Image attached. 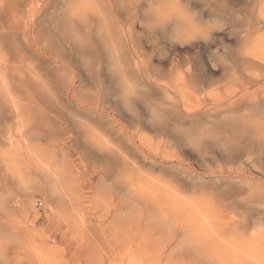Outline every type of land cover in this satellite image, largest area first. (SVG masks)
Wrapping results in <instances>:
<instances>
[{
	"label": "rangeland",
	"instance_id": "obj_1",
	"mask_svg": "<svg viewBox=\"0 0 264 264\" xmlns=\"http://www.w3.org/2000/svg\"><path fill=\"white\" fill-rule=\"evenodd\" d=\"M263 12L0 0V264H264Z\"/></svg>",
	"mask_w": 264,
	"mask_h": 264
},
{
	"label": "bare ground",
	"instance_id": "obj_2",
	"mask_svg": "<svg viewBox=\"0 0 264 264\" xmlns=\"http://www.w3.org/2000/svg\"><path fill=\"white\" fill-rule=\"evenodd\" d=\"M175 5V4H174ZM87 7V6H86ZM161 7V6H160ZM89 8V7H88ZM148 8V7H147ZM168 8V7H167ZM182 8H184V7H182ZM256 8H258V7H256ZM139 11V10H138ZM172 13V12H171ZM175 13V12H174ZM264 13V12H263ZM159 14V13H158ZM164 14V13H163ZM162 14V15H163ZM173 14V13H172ZM186 14V13H185ZM259 14V13H258ZM187 15V14H186ZM170 16V15H169ZM142 17V16H141ZM172 17V16H171ZM264 17V16H263ZM174 18V17H173ZM188 18V17H187ZM176 20V19H175ZM192 20H194V19H192ZM149 21V20H148ZM197 22V21H196ZM212 22H213V20H212ZM151 23V22H150ZM185 23V22H184ZM208 23V22H207ZM212 24V23H211ZM183 25V24H182ZM189 25V24H188ZM195 25V24H194ZM197 25V24H196ZM215 25H217V24H215ZM199 26V25H198ZM153 27V26H152ZM248 27V26H247ZM255 28V27H254ZM173 29H174V27H173ZM172 29V30H173ZM207 31V30H206ZM247 32V31H246ZM176 33V32H175ZM174 33V34H175ZM194 33V32H193ZM200 33V32H199ZM248 34V33H247ZM193 35H195V34H193ZM177 36V35H176ZM171 37V36H170ZM178 37V36H177ZM190 40H192V39H190ZM206 40V39H205ZM262 40V39H261ZM111 42V41H110ZM171 42V41H170ZM245 43V42H244ZM186 44V43H185ZM178 45V44H177ZM255 45V44H254ZM240 46H242V45H240ZM252 47V46H251ZM243 49V48H242ZM238 50H240V49H238ZM249 52V51H248ZM239 53V52H238ZM237 54V53H236ZM241 55V54H240ZM248 59V58H247ZM250 59V58H249ZM259 61V60H258ZM262 61V60H261ZM260 61V62H261ZM93 62V61H92ZM184 63V62H183ZM184 65V64H183ZM187 65V64H186ZM185 65V66H186ZM112 67V66H111ZM145 67H146V64H145ZM176 66H174V68H175ZM143 68H144V66H143ZM176 69V68H175ZM199 69V68H198ZM147 70V69H146ZM174 72V71H173ZM248 72V71H247ZM251 72V71H250ZM258 73V72H257ZM86 74V73H85ZM252 74H253V72H252ZM178 76V75H177ZM196 76H198V75H196ZM197 78V77H196ZM0 79H2V77L0 78ZM162 79V78H161ZM163 80V79H162ZM2 82V81H1ZM4 82V81H3ZM122 84V83H121ZM119 85V84H118ZM130 85V84H129ZM128 85V86H129ZM131 86V85H130ZM177 86V85H176ZM220 86V85H219ZM222 86V85H221ZM95 87V86H94ZM215 87V86H214ZM6 88V87H5ZM122 88V87H121ZM124 88V87H123ZM129 88V87H128ZM133 88V87H132ZM247 91V90H246ZM83 92V91H82ZM127 92V91H126ZM225 92V91H224ZM33 93V92H32ZM212 93V92H211ZM121 94V93H120ZM130 94V93H129ZM209 95V94H208ZM9 96V95H8ZM207 96V95H206ZM122 98V97H121ZM249 100V99H248ZM254 100V99H253ZM248 102V101H247ZM126 103V102H125ZM124 104V103H123ZM161 106V105H160ZM260 108V107H259ZM186 109V108H185ZM214 109V108H213ZM212 109V110H213ZM127 111V110H126ZM148 112H150V111H148ZM62 113V112H61ZM264 113V112H263ZM16 114V113H15ZM150 114V113H149ZM152 114V113H151ZM257 114V113H256ZM90 117V116H89ZM210 119V118H209ZM217 120V119H216ZM149 122V121H148ZM131 123V122H130ZM150 123H151V121H150ZM6 125V124H5ZM207 125V124H206ZM7 126V125H6ZM209 126V125H208ZM18 128H20V127H18ZM200 130V129H199ZM94 131V130H93ZM180 131V130H179ZM201 131V130H200ZM4 132V131H3ZM20 132V131H19ZM141 132H143V131H141ZM202 132V131H201ZM13 134V133H12ZM17 134V133H16ZM199 134V133H198ZM117 135V134H116ZM207 135V134H206ZM17 137V136H16ZM195 137V136H194ZM207 137H209V136H207ZM106 138V137H105ZM114 138H116L115 136H114ZM159 138V137H158ZM7 140V139H6ZM18 140V139H17ZM105 140V139H104ZM28 141V140H27ZM93 142V141H92ZM16 143V142H15ZM27 144V143H26ZM108 144V143H107ZM8 145V144H7ZM25 145V144H24ZM222 145V144H221ZM29 146V145H28ZM104 146V145H103ZM13 147H14V144H13ZM96 148V147H95ZM104 148V147H103ZM5 149V148H4ZM7 149H8V147H7ZM7 149H5L6 151H7ZM98 149V148H97ZM102 149V148H101ZM254 151V150H253ZM99 152V151H98ZM2 154V153H1ZM141 155V154H140ZM5 156V155H4ZM4 156H2V159H3V157ZM119 156V155H118ZM133 156V155H132ZM20 157H22V156H20ZM36 158V157H35ZM28 159V158H27ZM245 160V159H244ZM148 161H150V160H148ZM0 162H1V160H0ZM123 163V162H122ZM16 165H17V163H15ZM37 164V163H36ZM42 166V165H41ZM122 166V165H121ZM135 166V165H134ZM149 166V165H148ZM123 167V166H122ZM143 167V166H142ZM158 168V167H157ZM178 168V167H177ZM43 169H45L46 171H47V169L46 168H43ZM5 170V169H4ZM41 170V169H40ZM147 170V169H146ZM7 171H8V169H7ZM15 171V170H14ZM18 171V170H17ZM118 171H120V170H118ZM174 171V170H173ZM9 172V171H8ZM18 172H20V171H18ZM13 173H15V172H13ZM42 173H44V172H41V174ZM47 173V172H46ZM46 173H44V174H46ZM19 174V173H18ZM17 174V175H18ZM153 174V173H152ZM9 175H10V173H9ZM16 175V176H17ZM118 175V174H117ZM20 176V175H19ZM53 176V175H52ZM57 176V175H56ZM142 176V175H141ZM158 176V175H157ZM54 177V176H53ZM125 177V176H124ZM192 177V176H191ZM198 177V176H197ZM7 178H8V176H7ZM14 178V177H13ZM16 178V177H15ZM15 178H14V180H15ZM51 178V177H50ZM9 179V178H8ZM7 179V181H9ZM10 179H11V176H10ZM21 179V178H20ZM124 179V178H123ZM123 179H121V180H123ZM19 180V179H18ZM157 180V179H156ZM190 180V179H189ZM6 181V182H7ZM52 181H53V179H52ZM54 181H55V179H54ZM111 181V180H110ZM231 181V180H230ZM15 182V181H14ZM13 182V183H14ZM21 182V181H20ZM147 182H148V180H147ZM8 183V182H7ZM146 183V182H145ZM154 183V182H153ZM12 184V183H11ZM170 184V183H169ZM246 184V183H245ZM19 185V184H18ZM148 185V184H147ZM171 186V185H170ZM6 187H8V186H6ZM10 187V186H9ZM101 187V186H100ZM56 188V187H55ZM50 189V188H49ZM166 189H169V188H166ZM251 189V188H250ZM253 189V188H252ZM260 189V188H259ZM57 190V189H56ZM7 192V191H6ZM14 192V191H13ZM56 192V191H55ZM255 192V191H254ZM52 193L54 194V195H56V193H54L53 191H52ZM6 194V193H5ZM8 194V193H7ZM108 194V193H107ZM130 194V193H129ZM178 195V194H177ZM13 196V195H12ZM258 196V195H257ZM53 197V196H52ZM110 197V196H109ZM178 198V197H177ZM176 198V199H177ZM168 199V198H167ZM175 199V200H176ZM50 200H51V198H50ZM100 200V199H99ZM108 200H109V198H108ZM108 200H106V201H108ZM110 200H111V198H110ZM109 200V201H110ZM136 200V199H135ZM137 201V200H136ZM164 201V200H163ZM254 201V200H253ZM178 202V201H177ZM134 203V202H133ZM4 204V203H3ZM176 204V203H175ZM247 204V203H246ZM252 205V204H251ZM258 205H260V204H258ZM95 206H96V204H95ZM186 206V205H185ZM233 206V205H232ZM260 206H262V205H260ZM107 207V206H106ZM173 207V206H172ZM208 207V206H207ZM205 209V208H204ZM108 210V209H107ZM206 210V209H205ZM3 211V210H2ZM128 211V210H127ZM254 212V211H253ZM256 212V211H255ZM135 213H136V211H135ZM256 214H258V213H256ZM105 215H106V213H105ZM130 215V214H129ZM233 216V215H232ZM163 217V216H162ZM69 218V217H68ZM161 218V217H160ZM165 218V217H164ZM172 218V217H171ZM69 219H72V218H69ZM74 219V218H73ZM248 219V218H247ZM169 220V219H168ZM172 220V219H171ZM212 220V219H211ZM257 220V219H256ZM173 221V220H172ZM76 223H77V221H76ZM167 223H168V221H167ZM205 223V222H204ZM78 224V223H77ZM145 224V223H144ZM168 225V224H167ZM172 225V224H171ZM170 225V226H171ZM209 225V224H208ZM204 226V225H203ZM206 226V225H205ZM174 227V226H173ZM210 227V226H209ZM80 229V228H79ZM218 229V228H217ZM263 229V228H262ZM201 230V229H200ZM213 230V229H212ZM261 230V229H260ZM259 231V230H258ZM187 232V231H186ZM214 232V231H213ZM216 232V231H215ZM262 232V231H261ZM217 234V233H216ZM260 234H262V233H260ZM235 235V234H234ZM241 235V234H240ZM254 235V234H253ZM199 236H201V235H199ZM222 236V235H221ZM229 237V236H228ZM259 237V236H258ZM198 238V237H197ZM205 238V237H204ZM81 239V238H80ZM202 239V238H201ZM215 239V238H214ZM255 239H257V238H255ZM199 240V239H198ZM219 241H220V243H221V240L220 239H218ZM228 240V239H227ZM214 241V240H213ZM199 241H197V243H198ZM200 242H201V240H200ZM204 242H206V240L204 241ZM208 242V241H207ZM211 242H212V240H211ZM246 242V241H245ZM203 243V242H202ZM213 243V242H212ZM242 243V242H241ZM255 245V244H254ZM206 246V245H205ZM213 246H214V244H213ZM247 246V245H246ZM260 246V245H259ZM248 247V246H247ZM257 249V248H256ZM261 249V248H260ZM206 250H208V249H206ZM248 250V249H247ZM250 250V249H249ZM263 251V250H262ZM156 253V252H155ZM124 254V253H123ZM132 254V253H131ZM214 254V253H213ZM212 254V255H213ZM133 255V254H132ZM135 255V254H134ZM223 255V254H222ZM233 255V254H232ZM244 256V255H243ZM6 257V256H5ZM122 257H123V255H122ZM154 257V256H153ZM245 257V256H244ZM255 257V256H254ZM259 258V257H258ZM157 259V258H156ZM225 260V259H224ZM232 260V259H231ZM158 261V260H157ZM215 261V260H214ZM230 262V261H229ZM155 263V262H154ZM153 263V264H154ZM158 263V262H157ZM232 263V262H231ZM236 263V262H235ZM242 263V262H241ZM252 263V262H251ZM255 263V262H254ZM42 264V263H41ZM139 264V263H138ZM215 264H216V262H215ZM240 264V263H239ZM244 264V263H243Z\"/></svg>",
	"mask_w": 264,
	"mask_h": 264
}]
</instances>
